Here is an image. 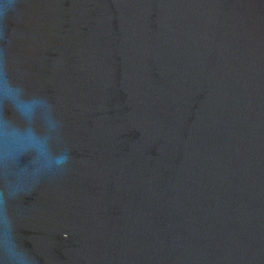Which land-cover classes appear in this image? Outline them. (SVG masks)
Segmentation results:
<instances>
[{
  "label": "water",
  "instance_id": "obj_1",
  "mask_svg": "<svg viewBox=\"0 0 264 264\" xmlns=\"http://www.w3.org/2000/svg\"><path fill=\"white\" fill-rule=\"evenodd\" d=\"M0 264H264V0H0Z\"/></svg>",
  "mask_w": 264,
  "mask_h": 264
}]
</instances>
